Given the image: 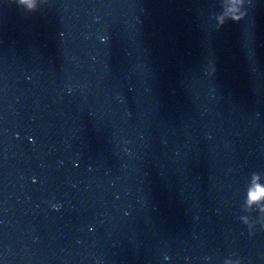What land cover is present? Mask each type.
<instances>
[{
	"label": "water",
	"instance_id": "water-1",
	"mask_svg": "<svg viewBox=\"0 0 264 264\" xmlns=\"http://www.w3.org/2000/svg\"><path fill=\"white\" fill-rule=\"evenodd\" d=\"M0 264H264V0H0Z\"/></svg>",
	"mask_w": 264,
	"mask_h": 264
}]
</instances>
